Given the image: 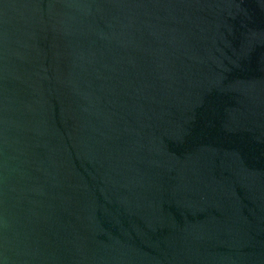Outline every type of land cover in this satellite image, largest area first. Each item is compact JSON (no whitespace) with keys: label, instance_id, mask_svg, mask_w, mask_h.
Returning <instances> with one entry per match:
<instances>
[{"label":"water","instance_id":"95a60500","mask_svg":"<svg viewBox=\"0 0 264 264\" xmlns=\"http://www.w3.org/2000/svg\"><path fill=\"white\" fill-rule=\"evenodd\" d=\"M0 264H264V0H0Z\"/></svg>","mask_w":264,"mask_h":264}]
</instances>
